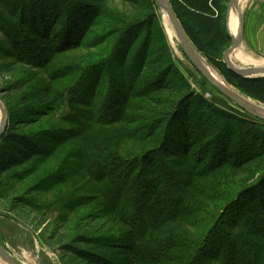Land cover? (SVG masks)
<instances>
[{
    "label": "rangeland",
    "instance_id": "1",
    "mask_svg": "<svg viewBox=\"0 0 264 264\" xmlns=\"http://www.w3.org/2000/svg\"><path fill=\"white\" fill-rule=\"evenodd\" d=\"M26 1L28 0H0V99L10 111L6 130L16 133L19 138V135L31 136L37 140L47 136L53 138L48 142V138L41 140L45 149L40 150L42 153L47 152L45 157L39 156V146L35 143L27 152H21L19 157L13 158L16 149L23 147L18 142L22 141H9L8 132L2 138L4 140H0L3 149L7 150L6 154L3 153V156L7 155L4 159L6 163H0L1 241L15 258L25 264H139L130 252L132 246L128 239L129 228L110 213V207L100 196L99 187L106 186L107 181L98 184L83 170V161L77 151L82 145L81 133L77 130L78 125L60 119L71 113V107L66 102L59 106L56 103L58 96L62 98L70 88L80 87L76 82L85 68L91 67L88 74L94 68L101 70L103 80L100 81L98 77L96 81L100 90L97 87L94 89V94L88 97L90 104L87 107L101 103L105 94L111 97L110 109H114V115L108 116L110 119L115 118L118 123L116 126L119 127V138L122 135L120 143L125 144L127 154L123 158L129 162L140 161L150 150H156L162 139L170 136L172 124L171 120L168 121L169 118L174 120L176 110L185 106L188 113H192L200 105L197 99H204L210 105H215L224 115L230 113L256 121L261 129L263 127V131L264 119L247 114L239 106H232L231 99L209 83L184 55L176 34L172 35L169 27V31L165 27L155 0H86L94 8L92 22L87 25V18L84 26L76 17V23L74 18L67 19V24H62L64 30L72 28L75 36L73 39L78 44L55 53L41 64L22 58L14 43L15 40L20 42L19 39L11 40L6 32L8 27H14L22 21L21 4ZM7 5L14 6L15 10L7 11ZM238 8L247 20V32L242 45L231 54L232 63L241 68H264V0H239ZM4 10L7 11L6 15L2 14ZM50 11L46 17L48 22L53 21L56 15L53 10ZM58 19L61 23L65 22L60 17ZM232 28L234 30L235 25ZM124 29V34H121ZM87 30L88 35L84 38ZM127 33L129 37L126 39L128 35H124ZM121 42L123 46L120 45ZM124 47H133L134 50L121 63L115 54H120ZM197 52L200 53L198 50ZM200 54L227 84L255 104L264 107V103L246 96L227 82L217 68L220 58L218 55L208 57ZM138 57L142 64L137 68L139 71H134L133 65L136 67ZM130 71L132 74H129ZM262 73L252 77H264ZM110 76L114 78L109 90ZM122 80L124 87L125 84H132L130 89L134 91L129 93L131 96L127 95V111L117 91V82ZM154 83L150 89L145 88ZM147 89L148 95L158 100V103L143 95ZM121 93L124 98L126 94L123 90ZM157 111L165 113L166 120L161 128L149 134L144 125L146 123L143 122L145 117L151 118ZM196 112L202 116L210 113L203 108ZM191 123L195 129L204 131L199 120L194 119ZM231 125L225 133L218 135V129H215L216 135L211 141L220 140V143L217 142V153L222 154L224 148H231V163L236 166L224 165L217 175L201 179L215 187L217 196L210 198L197 195L206 209L199 213L204 218L194 223L196 226L182 229V233L191 238L196 239L199 231V236L203 237L223 215L222 207L228 202L232 203L238 194L240 197H264V135L256 132L249 134L243 127L238 131L239 125ZM211 128H206L208 132L205 138L211 135ZM90 131L86 134L100 144L105 142V137L96 138ZM172 138L178 143V137ZM204 140L195 145V153L194 156L191 154L190 160L194 157L197 160L196 157L201 155L205 157L207 147L214 154L209 146L210 142ZM209 158L210 156L208 160ZM168 162L180 164L185 163V159L178 158ZM109 166L112 168V163ZM138 169L140 166L137 171ZM174 260L170 256L162 264H179ZM209 263L217 264L213 260ZM0 264L5 263L0 260Z\"/></svg>",
    "mask_w": 264,
    "mask_h": 264
},
{
    "label": "trees",
    "instance_id": "2",
    "mask_svg": "<svg viewBox=\"0 0 264 264\" xmlns=\"http://www.w3.org/2000/svg\"><path fill=\"white\" fill-rule=\"evenodd\" d=\"M170 2L183 29L197 50L208 57L212 54L218 55L220 58L217 68L227 82L246 96L264 103V77H243L230 70L222 61L223 52L232 44L227 28L229 0H170ZM21 5L23 6L20 11L22 21L14 27H8L6 32L11 40L19 39L20 42L15 40L14 43L15 49L22 58L39 64L53 57L55 53L78 44V41L73 39L75 36L72 28L64 30L62 24H67L69 19L74 20V18L76 23L77 17L79 23L84 26L88 18L87 25H89L94 12V8L88 5L86 0H28ZM7 6V11L15 10L14 6ZM50 10H53L56 15L53 21L48 22L46 17L51 12ZM7 11L4 10L2 14L6 15ZM68 11H70L69 14ZM59 17L65 22L58 21ZM8 24L11 25V23ZM76 31L75 28V33ZM88 31L84 38L87 37ZM128 37L129 35L126 39ZM121 50L120 54L119 52L115 54V57L122 63L134 49L124 47ZM139 59L138 57L136 60V67L133 65L134 71L142 64ZM90 68H85L77 80L76 84L80 86L79 89L70 88L64 93V97L59 98L58 96L56 103L60 106L66 102L71 107V113L60 119L78 125L77 130L81 133L82 145L77 151L83 161L85 174L92 177L98 184H102L103 181L108 182L106 186L99 187L100 196L110 207V213L129 228L128 239L132 246L130 252L134 260L139 264L146 262L162 264L171 256L175 258L173 262L179 264H210L212 260L217 264H264V197L260 199L257 195L248 197L241 195L240 197L238 194L232 203L228 202L222 207L223 215L217 219L218 222H214L203 237L199 236L201 231L198 232L196 239L182 233L183 228L196 226L194 223L204 218L199 213L206 209V205L200 203L197 195L201 194L210 198L217 196L214 192L215 187L204 183L201 179L217 175L224 165L236 166L235 163H231L233 161L231 148L226 147L222 154L217 153L220 140L211 141L214 135L225 133L233 123L239 125L238 131L243 127L249 134L256 132L258 135H264L263 127L261 129L259 123L250 119L230 113L224 115L214 107L215 105H210L204 99H197L200 105L194 108L192 113H188L185 106L183 109L176 110L177 115L174 120L172 117L169 118L168 121L171 120L172 124L170 136L164 137L156 150H150L142 156L140 161H126L123 158L127 156L126 148L125 144L120 143L122 135L119 138V127L116 126L118 123L115 122V118L110 119L108 116L114 115V109H110L111 97L105 94L101 103L87 107L90 104L88 97L94 94V89L97 87L100 90L99 83L96 82L97 78L99 77L100 81L103 80L101 70L94 68L93 72L88 74ZM78 72L80 73L79 70ZM129 74L132 72L130 71ZM89 75L90 78H88ZM112 78L114 77H109V90L112 86ZM137 80L139 81L138 76ZM123 81L117 82L120 88L117 91L127 111L129 106L127 95L134 91L130 89L132 84H125L124 87ZM154 85L155 83L145 88ZM149 89L143 95L152 99V102L157 101L158 103V100L148 95ZM121 90L126 94L124 98L121 96ZM176 103L174 108L178 105ZM199 108L210 113L202 116L196 112ZM7 111L10 114L8 109ZM145 119L143 123H146L144 124L147 126L146 131L149 130L150 134L163 126L166 115L157 111L151 118L145 117ZM194 119L202 122L201 127L204 131L200 132L201 130L193 127L191 122ZM209 127H212L211 135L205 138L208 132L206 128L209 129ZM215 129H218L216 134ZM88 131L96 138L105 137V142L98 143L91 135L86 134ZM7 132L5 129L0 140H4L2 138ZM8 136L11 142H16L17 139L22 141L18 142L23 147L16 149L13 158L19 157L21 152H27L35 143L39 146V156L45 157L47 152L42 153L41 150L45 147L41 140L48 138L46 141L48 142L53 138L47 136L37 140L34 137L31 138L30 135V137L19 135L21 136L19 138L16 137V133L12 132H8ZM172 137H178V143ZM204 139L210 142L209 146L214 154L210 147H207L205 157L201 155L196 157L197 160L195 157L190 160L191 154L194 156L195 145L200 141L204 142ZM6 151L0 144V155H2L0 163H6L4 159L7 155L3 156ZM209 156L210 160H208ZM240 157L242 159V156ZM178 158L185 159V163L168 162ZM111 163L112 168L109 166ZM138 166L140 169L137 171ZM63 207L65 208V205Z\"/></svg>",
    "mask_w": 264,
    "mask_h": 264
},
{
    "label": "water",
    "instance_id": "3",
    "mask_svg": "<svg viewBox=\"0 0 264 264\" xmlns=\"http://www.w3.org/2000/svg\"><path fill=\"white\" fill-rule=\"evenodd\" d=\"M159 6V8H163L166 11H168L169 14V18L171 20V23L173 25V27L176 29V31L178 32V34L180 35L181 39H182V48L184 50L185 55L190 59V61L195 65V67L211 82V84H213L214 86H216L217 88H219V90L224 93L226 96H228L230 99H232L233 101H236L239 104V101L237 99H235L234 97L231 96L230 93L226 92L220 85H218L212 78L211 76L199 65V62L197 60L196 57V52H194V50H196L197 48L194 46V44L192 43V41L189 39L188 35L186 34L185 30L183 29L173 7L172 4L170 2V0H155ZM238 0H230L229 2V9L227 11V28L229 30L231 39H232V44L231 46L224 52L223 54V62L227 65V67L236 72L237 74L243 76V77H252L253 74L256 73H261L264 72V68H260V69H256V68H250L247 70H239L238 68H236V66L232 63L230 56L232 54V52H234L237 48H239L243 41H244V37H245V19H244V13L242 11H240L239 14V20H240V38L236 39L233 37L231 30L229 29V22H230V11L232 6H237L238 8ZM240 8V7H239ZM245 111H247L248 113H250L251 115L260 118V119H264V117L260 114H256V113H251L249 112L248 108H246L245 106H243V103L240 102L239 104ZM0 109L3 112V117H2V121L0 123V137L2 136L3 132L5 131L7 124H8V111L6 109V107L4 106L3 102L0 99ZM0 260L3 261V263L5 264H23L21 263L17 258H15L1 243V238H0Z\"/></svg>",
    "mask_w": 264,
    "mask_h": 264
},
{
    "label": "bare ground",
    "instance_id": "4",
    "mask_svg": "<svg viewBox=\"0 0 264 264\" xmlns=\"http://www.w3.org/2000/svg\"><path fill=\"white\" fill-rule=\"evenodd\" d=\"M238 3H239V0H238ZM238 3H237V5H238ZM230 12H231L230 13V22H229L230 30L233 29L232 27L235 25V29L234 30L238 29V31L231 30V33H232V35H233L234 38L239 39L240 38V32H241V29H240V20H239V12H240L239 11V8H237V6H234L233 5ZM160 13L162 14V19H163V22L165 24V27H167V30L168 31H169V29L171 30L172 33L171 32L170 33L172 35L173 34H176V36L178 38V41L181 43V46H182V39H181L180 35L178 34V32L176 31V29L173 27V25L171 23V20L169 18L168 11H166L165 9H163V8L160 7ZM168 27H169V29H168ZM194 52H196V57H197V60L199 62V65L211 76V78L218 85H220L226 92L230 93L232 97H234L235 99H237L239 101V104H240V102H242L243 103V106H245L246 108L249 109L248 110L249 112L256 113V114H260V115H262L264 117V107H261V106L255 104L254 101L252 102L248 98L244 97L242 94L238 93L234 88H232L229 84H227L223 80V78L218 74V72L202 57V55L200 53L197 52V50H194ZM230 59H231V56H230ZM236 68H238L240 71L241 70L250 69V68H241V67H238V66H236ZM256 69H258V68H256ZM256 74H258V73H256ZM253 75H255V74H253ZM209 83L211 84L210 81H209ZM239 104L236 101H233L231 99V105L232 106H234V107H238L239 106L241 109H243ZM245 112L247 114L251 115L247 111H245ZM0 113H1L0 114V119H1L0 120V123H1L2 117H3V112H2L1 109H0ZM251 116H253V115H251Z\"/></svg>",
    "mask_w": 264,
    "mask_h": 264
},
{
    "label": "crops",
    "instance_id": "5",
    "mask_svg": "<svg viewBox=\"0 0 264 264\" xmlns=\"http://www.w3.org/2000/svg\"><path fill=\"white\" fill-rule=\"evenodd\" d=\"M254 17H255V15H254ZM244 19H245V32H247V25H246V18H245V15H244ZM1 243H2V241H1ZM2 245L10 252V250L6 247V245H4L3 243H2ZM7 245L9 246L10 244L9 243H7ZM13 247H15L13 244H11ZM11 254H12V252H10ZM13 255V254H12ZM18 259V258H17ZM19 260V259H18ZM21 263H24L25 264V262H22V260H19Z\"/></svg>",
    "mask_w": 264,
    "mask_h": 264
}]
</instances>
